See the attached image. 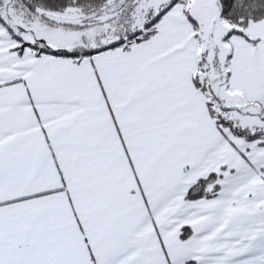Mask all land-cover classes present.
I'll use <instances>...</instances> for the list:
<instances>
[{"label":"snow or ice","instance_id":"snow-or-ice-1","mask_svg":"<svg viewBox=\"0 0 264 264\" xmlns=\"http://www.w3.org/2000/svg\"><path fill=\"white\" fill-rule=\"evenodd\" d=\"M0 264H264V0H0Z\"/></svg>","mask_w":264,"mask_h":264}]
</instances>
